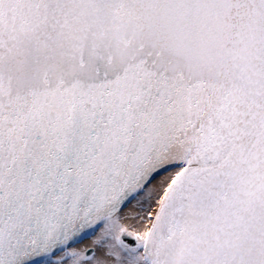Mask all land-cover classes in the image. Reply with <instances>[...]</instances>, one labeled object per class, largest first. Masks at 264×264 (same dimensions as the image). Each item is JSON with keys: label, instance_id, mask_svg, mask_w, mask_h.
<instances>
[{"label": "snow or ice", "instance_id": "6c2138e0", "mask_svg": "<svg viewBox=\"0 0 264 264\" xmlns=\"http://www.w3.org/2000/svg\"><path fill=\"white\" fill-rule=\"evenodd\" d=\"M0 264H264V0H0Z\"/></svg>", "mask_w": 264, "mask_h": 264}]
</instances>
